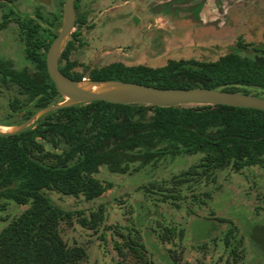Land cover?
Returning a JSON list of instances; mask_svg holds the SVG:
<instances>
[{
	"label": "trees",
	"instance_id": "1",
	"mask_svg": "<svg viewBox=\"0 0 264 264\" xmlns=\"http://www.w3.org/2000/svg\"><path fill=\"white\" fill-rule=\"evenodd\" d=\"M74 8L75 25H80L84 17L78 11L79 0H74ZM60 18L61 10L45 16L36 11L33 17L15 15L11 9L3 12L0 29L15 20L23 57L29 62L15 67L0 57V84L16 91L9 105L12 112L21 111L20 122L62 99L45 61ZM77 35L72 31L58 57L59 69L72 79H117L162 88L201 86L258 96L264 91V50L256 47L254 55L230 51L213 60L169 58L157 66L114 61L84 75L73 69L77 63L69 58ZM197 153L201 154L197 164L174 177L176 184L200 177L213 181L214 173L225 167L239 171L264 165V110L94 100L49 111L14 135H0V207L2 199L27 204L0 230V264H76L82 256V248L67 246L60 235V222L70 221L73 212L54 204L45 190L90 200L110 185L95 177L101 165L125 173L133 164L157 165L166 157ZM232 237L229 229L226 245ZM238 249V242L231 246L235 257Z\"/></svg>",
	"mask_w": 264,
	"mask_h": 264
},
{
	"label": "rangeland",
	"instance_id": "2",
	"mask_svg": "<svg viewBox=\"0 0 264 264\" xmlns=\"http://www.w3.org/2000/svg\"><path fill=\"white\" fill-rule=\"evenodd\" d=\"M61 1L0 0V22L9 9L32 17L36 11L62 12ZM78 11L86 19L74 25L78 35L69 58L84 75L114 61L157 66L169 58L213 60L230 51L264 50V0H80ZM0 57L15 67L29 65L13 19L0 29ZM15 94L0 84V129L20 122L21 111L14 113L9 105ZM259 94L264 97V91ZM200 156L133 164L125 173L101 165L95 177L110 185L90 200L45 190L54 204L73 212L59 230L67 246L83 249L76 264H264V250L250 238L253 226H264V165L239 171L225 167L213 181L200 177L176 184L174 177ZM2 202L0 230L27 207L11 199ZM229 229L233 237L226 245ZM237 242L235 257L230 249Z\"/></svg>",
	"mask_w": 264,
	"mask_h": 264
},
{
	"label": "water",
	"instance_id": "3",
	"mask_svg": "<svg viewBox=\"0 0 264 264\" xmlns=\"http://www.w3.org/2000/svg\"><path fill=\"white\" fill-rule=\"evenodd\" d=\"M74 0H64L61 12V24L55 38L46 51V70L62 99L54 104L37 109L22 122L0 129V135H14L36 121L42 115L58 108L104 100L112 103H139L157 106L210 104L250 107L264 110V97L253 93L228 91L209 87L162 88L133 81L117 79H72L65 75L58 66V57L75 25ZM250 238L259 249L264 250V226L255 225Z\"/></svg>",
	"mask_w": 264,
	"mask_h": 264
},
{
	"label": "flooded vegetation",
	"instance_id": "4",
	"mask_svg": "<svg viewBox=\"0 0 264 264\" xmlns=\"http://www.w3.org/2000/svg\"><path fill=\"white\" fill-rule=\"evenodd\" d=\"M79 4H80V0H79ZM12 10V9H11ZM83 14V17H84V21H85V19H86V16H85V14L84 13H82ZM76 18V17H75Z\"/></svg>",
	"mask_w": 264,
	"mask_h": 264
}]
</instances>
